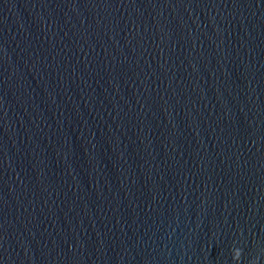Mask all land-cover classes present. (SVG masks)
I'll use <instances>...</instances> for the list:
<instances>
[{
	"label": "water",
	"instance_id": "obj_1",
	"mask_svg": "<svg viewBox=\"0 0 264 264\" xmlns=\"http://www.w3.org/2000/svg\"><path fill=\"white\" fill-rule=\"evenodd\" d=\"M0 264H264V0H0Z\"/></svg>",
	"mask_w": 264,
	"mask_h": 264
}]
</instances>
